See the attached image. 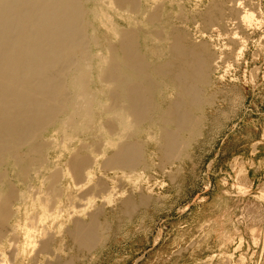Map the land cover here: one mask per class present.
<instances>
[{"label": "bare ground", "instance_id": "1", "mask_svg": "<svg viewBox=\"0 0 264 264\" xmlns=\"http://www.w3.org/2000/svg\"><path fill=\"white\" fill-rule=\"evenodd\" d=\"M246 1L230 0V2L234 3L236 13L240 7L244 6V2ZM139 3L140 0H0V264H61L59 262H53L59 258L57 256L58 251L54 250L53 252H49L48 243L45 242L46 235L48 234V223L52 221L54 226L59 224L60 228L57 230H60L62 227L60 219L62 218V213L66 212V210L63 212L60 210L53 211L52 213L48 212L50 207L53 209L56 198L60 197L57 182L61 175V173H53L50 177H47L48 171L52 172L51 170L54 167L44 157V143L42 144L41 139H43V135L49 129L54 128L55 133L60 134L67 141L73 140L71 138L72 135L88 134L93 129H96L94 133L96 134L94 135L96 138L106 139L103 143L95 142L89 149L93 156L95 154V157L75 156L69 162L68 169L65 172L71 176L74 182L68 184V188L66 187L64 191L67 192L66 190H69V202L73 205L76 202L74 195L80 189H85L90 184L92 185L97 168H102L100 167V160L106 157L113 141L117 139L114 136L117 129L115 126L121 128V133L118 134L120 139L124 137L126 130L129 132L130 129H135L136 132L133 136L130 135V137L132 136L136 139L146 132V126L159 128V141L162 144L163 153L170 160L176 157L177 154L181 157V152H178L182 145L180 141L184 139L182 137L183 134L190 136L188 141H194L200 135L203 128V116H200V114L205 110V107H211L212 105L211 97L207 96L208 90L213 85L211 75L214 72H211V67L215 62L214 66L217 68L219 62L225 58V55L222 58V54L224 53L221 55L219 53L220 56H216L217 58L215 57V59V55L210 51V47L208 48L207 44H195L192 42V37L187 36L185 32L177 29L178 27L176 25L179 24H173V16H167L162 19L159 13L154 14L152 12L153 14L147 20H144L145 22L142 20L146 27L137 28L136 24H139V20H141L137 17H140L142 11ZM188 3L191 2L189 1ZM218 3L220 4V2ZM88 5H92V9H88ZM244 8L246 9L245 6ZM116 9L125 11L131 15L128 17L127 14L128 19H126V16L123 17L128 21L126 23L128 29L124 28V25L115 22L113 18L115 16L110 14L113 10L115 12ZM114 14L116 15V13ZM223 15L224 11L222 12L221 9L214 8L207 15L206 20L208 22H214L215 19L216 22L220 23L221 21L218 20L220 17L223 18ZM237 16L239 17V15ZM90 17L94 21H97V23L99 22L101 25L100 29L104 28L99 32L100 37H102L100 40L91 39L90 36L92 34L89 35L91 29L95 33H98L95 28H92L93 25L89 21ZM255 17L253 14L246 12V15L241 18V21L244 24L246 23V25L253 24ZM144 18L146 19V17ZM158 23L160 26L156 27ZM226 24L224 23V25ZM213 27L215 26L213 25ZM100 29L98 30L100 31ZM194 34L196 33L194 32ZM202 35L201 37H203ZM110 36H118V42L111 41ZM95 46L102 51V56L97 55V57L92 54V47L94 48ZM230 50L232 51L231 48ZM239 52H237V55ZM225 61L227 62V60ZM237 62H239V59ZM229 67L227 65V68ZM94 69L96 70L95 79L92 76ZM93 83L99 84L100 89H92L91 86ZM101 95L106 96L109 104H103L101 102ZM102 115H109L113 118V121H107L99 129L97 128L98 123L95 119H98ZM172 127L174 129H171ZM106 136H114L115 139L111 141ZM56 143L58 144L57 141ZM71 143L73 144L74 142ZM138 146L140 144L122 143L116 152L115 147V153L108 155L109 158L104 162L103 169L111 170V172L112 170L135 171V168L141 163V156L144 152L142 148L143 152L141 153V147L139 148ZM152 147L155 146L153 145ZM111 149L113 150V148ZM64 153L66 152L64 151ZM68 154H70V151ZM173 160L175 161L176 159ZM169 163L173 165L172 160ZM123 177L121 176V178ZM113 178L108 177V180L106 179L109 182L107 185L104 183L106 188L105 186L103 187L108 191L103 190L107 192L106 196L99 198L101 203L103 202L106 205L114 204L117 198L114 192L118 190H115V187L118 186V181L115 184ZM132 178L134 179V176ZM144 178L141 179L143 180ZM136 180L139 181L140 178ZM65 181H67V178ZM35 182H39L40 184V189H38L40 190L38 193L39 196L34 191ZM124 183L122 182V184ZM46 186L48 187L47 189ZM137 190L139 191L140 189L137 188ZM262 191L264 192V190ZM32 195L33 199H31ZM86 200L88 201V203H85L87 205L82 206L84 210L90 209L92 204L96 205L95 201L97 202V196L95 198L89 197ZM141 200L143 201V199ZM60 201L58 200V204H60ZM28 204L31 205L32 210L33 207H39L42 212H37V215H31L32 210L29 209L30 207H27ZM125 204L126 207H130L131 201H127ZM15 206H18L17 209H15ZM21 207H24V210ZM136 210L137 207L133 211ZM77 213L78 211L75 207L70 218L76 217L75 215ZM126 214L129 215V213ZM74 221L76 222V220ZM104 222L106 223V221ZM66 225L68 226V224ZM96 225L94 224L93 227L78 225L72 233V237L75 239L72 241L80 243L81 247H97L95 245L99 241L97 234V229L99 228ZM54 226L51 228L52 230ZM49 227H51V224ZM101 231L100 233L104 230ZM53 232L56 233L49 235L52 236L51 242L56 243L58 241L57 235L60 232L55 230ZM59 236L62 237V235ZM106 239L108 241L109 238L107 237ZM62 242L61 244L64 245L65 243ZM190 248L192 247L190 246ZM242 260L244 261V259Z\"/></svg>", "mask_w": 264, "mask_h": 264}, {"label": "rangeland", "instance_id": "2", "mask_svg": "<svg viewBox=\"0 0 264 264\" xmlns=\"http://www.w3.org/2000/svg\"><path fill=\"white\" fill-rule=\"evenodd\" d=\"M147 1L140 0L139 5L142 11L140 17H137L138 19H141L139 20L140 23L136 24L137 28H145L144 20H147L153 13H159V15L162 16V19L167 16H173V24H179L176 25L178 27L177 29L185 32L187 36L189 35L192 37V42L195 44H207L208 48L210 47V51L215 55L214 58L216 56L219 57L222 53H224L222 54V58H224L225 55V58L219 62L217 68L214 66L215 62L211 67V72H214L213 74L211 73L213 85L212 88L208 90L207 96L211 97L212 105L211 107H205V110H203L204 112L202 111L200 114V116H203V118L201 117L203 122L202 131L194 141H188V138L190 137L189 135H182L184 139L180 141L182 145L178 152H181V157L177 154L178 156L176 155V157L172 158V165L169 163L171 160L168 157L167 160L166 155L163 153L162 144L159 141V128L146 126V132L136 139L132 137L136 132L135 129H132L133 131L130 129L129 132L127 130L125 132L122 130V132H124V137L120 139L118 134L121 133V128L115 126L117 129L115 128L116 133L114 136L117 139H115L114 136H106L111 141L115 139L111 146L113 150L110 148L106 157H103V159H101L102 161L100 160V167L102 168H97L95 178L92 180L93 184H90L85 189H80L82 191L79 190V193L77 192V194L74 195L76 202L74 203L75 205H73L69 202V190H66L69 194L64 191L66 187L68 188V184L74 182L71 176L65 172L68 169L69 162L75 156L95 157V154L93 156L89 149L95 144V142L103 143L106 139L96 138L94 136L96 135L94 134L96 129H93L92 132L88 134L72 135L71 138H73V140L67 141L64 140L60 134H56L54 128L49 129L43 135V139H41L42 144L44 143V157L47 158L51 163V166L53 165L54 167L51 170L52 172L48 171L47 177H50L53 173H61V175L57 182L60 197L56 198V203L53 206V209L57 208L53 210L50 207L48 212L52 213L53 211L59 210L61 212L66 210V212L62 213L61 219L63 222L61 219V222L59 221L62 225L60 230H57L60 228L59 224L54 226L52 221V223L49 222L47 225L48 234L46 235L45 242L48 243V251L53 252L54 250H57V256L59 258L55 259L53 262H59L61 264H264V192L262 191L264 190V0H247L244 2L246 9L242 6L237 10V13L239 14L236 13L234 3L230 2V0H181L182 3L180 0H175L178 5L174 0ZM187 1H190L191 3H188ZM218 2H220V4ZM215 3L217 4L216 6ZM87 7L88 9H92L93 6L88 5ZM214 8L221 9L222 12L224 11L223 18L220 17L218 20L221 21L220 23L216 22L215 19L214 22H208L206 20L207 15H209ZM246 12L248 14H253L254 17L256 16L253 24L251 23L252 25H246V23L244 24L241 21V18L246 15ZM114 13H116V15ZM110 14L116 17H113L115 22L124 25L123 27L128 29V25L126 24L128 21L126 19L131 16L130 14L119 9H116L115 12L113 10ZM237 15L241 17L239 18ZM117 16L119 19H117ZM125 16L126 19L123 18ZM144 17H146V19ZM89 21L93 25H91L92 28H95L98 32L95 33L91 29L89 32V35L92 34L90 36L91 39L100 40L102 37H100L99 32L104 28L100 29L101 25L99 22L97 23V21H94L91 17L89 18ZM224 23L227 24L224 25ZM221 24L224 25H222L224 28ZM213 25L215 27H213ZM159 26V23L156 24V27ZM217 27H220V30ZM98 29H100V31ZM193 31L196 34H194ZM201 35L203 37H201ZM112 37L113 36H110L111 41L118 42V36V38ZM211 42H214L216 45ZM212 50H216L217 52H213ZM101 52L102 51L99 50L98 47H92V54L100 56L102 54ZM237 52H239L238 55L240 58L238 57ZM237 58L239 59V62H237ZM225 60H227V62ZM227 65L228 67L231 65L230 67L232 70L230 67L227 68ZM220 66L222 69H220ZM92 76L95 79V69ZM91 87L95 90L98 88L100 89L99 84L97 85L96 83H93ZM100 100L103 104H109L106 96L101 95ZM95 121L98 123L97 128L100 129V127L103 124H106L107 121H113V118L109 115H102L98 119H95ZM171 129H174V127ZM130 135L132 136L130 137ZM50 136H52L51 138H53V140H51ZM57 136L58 138H56ZM153 138L156 140L154 141ZM71 142L74 143L72 144ZM122 143L140 144L138 147H141V150L143 148L144 152L143 150L141 151V153L143 152V155L141 156V163L138 164L139 168L137 166L135 171L112 170V172L111 170L103 169L104 162L109 158L108 155L115 153ZM153 145L155 147H152ZM185 145L187 146L185 147ZM189 145L190 147H188ZM52 148L55 150L53 151ZM159 149L162 150V154ZM64 151L66 153H64ZM69 151L70 154H68ZM148 155H150V157H148ZM58 159L60 160L58 161ZM173 159L178 161H174ZM151 163L153 167L150 165ZM142 170L146 172V175ZM137 174H140V177ZM142 174L145 175V178ZM121 176H124L125 179L124 177L121 178ZM132 176H134V179ZM108 177H114V183H118V186L116 185L117 187H115V190L118 189V192H114L115 197L118 199L116 198L114 204H112L113 206L106 205L103 202L101 203V200L99 199L100 197L106 196L107 192L105 191L108 190H105V188L109 182L107 181ZM116 177L118 178L116 179ZM66 178L68 182L65 181ZM70 178L71 180L69 181ZM139 178V181L136 180ZM141 178L144 179L142 180ZM131 180L135 183L134 185ZM140 181L143 184H139ZM122 182L125 183L122 184ZM34 186V191H36L37 196H39V182H35ZM103 186H105V188ZM47 188L48 187L46 186V189ZM137 188L140 190L138 191ZM125 195L127 196L125 197ZM84 196L86 199L89 197L95 198L97 196V202L95 201L96 205L92 204L90 209L84 210L82 206L87 205L85 203H88ZM31 199H33V195L31 196ZM57 199L59 201L61 200L59 202L60 204H58ZM141 199H143V201ZM127 201H131V208L128 206L126 207L125 203H127ZM81 202L83 205L80 204ZM30 204H28L29 206L27 205V207H30L29 209L32 210ZM144 205L147 207L145 208ZM17 207L18 206H15V209H17ZM24 207L21 208L24 210ZM75 207L77 208L78 213L75 215L76 217H72V219L70 218V215H72ZM92 207L94 208L92 209ZM136 207L137 210L133 211ZM123 208L125 209L123 210ZM40 211L41 209L39 207H33L31 215H37V212H42ZM126 213H129V215ZM74 220H76V222ZM104 221H106V223ZM94 222H96L97 225ZM50 224L51 227H49ZM66 224H68V226ZM94 224L99 228L97 229V234L99 236V241L97 243L99 245H95L97 247L91 246L90 248H87L82 246L84 247L82 248L80 243L72 241L75 240L72 237V233L76 230L78 225L93 227ZM53 226L54 229L52 230L51 228H53ZM54 230L60 232L57 235L58 241L56 243L51 242L52 236L49 235L51 233H56L53 232ZM100 231L102 233H100ZM59 235H62V237ZM106 236L109 238L108 241ZM62 241L65 243L64 245L61 244ZM190 246L192 248H190ZM242 259H244V261Z\"/></svg>", "mask_w": 264, "mask_h": 264}]
</instances>
